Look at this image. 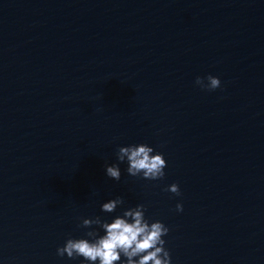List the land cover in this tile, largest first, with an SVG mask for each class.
I'll return each mask as SVG.
<instances>
[{"label":"clouds","instance_id":"clouds-1","mask_svg":"<svg viewBox=\"0 0 264 264\" xmlns=\"http://www.w3.org/2000/svg\"><path fill=\"white\" fill-rule=\"evenodd\" d=\"M195 83L206 91L221 87L219 77L213 75L198 76ZM153 153V147L140 143L119 147L116 158L118 162H127L126 171L133 177L162 179L165 176L167 161L162 153ZM105 173L109 178L119 181L121 178L119 163L106 165ZM165 190L180 195L179 185L176 183L169 185ZM123 203V197L117 196L103 203L101 210L112 213ZM176 210L183 211V205L178 203ZM92 225H98L104 234L99 235L97 231L92 230L86 233L88 238L69 237L63 247L57 248V255L61 257L67 255L71 259L82 257L88 264H171V256L165 248L166 242L163 239L169 228L158 220L150 222L145 217V208L142 204L128 208L122 216H116L111 222L98 216L82 220L81 227L91 228Z\"/></svg>","mask_w":264,"mask_h":264}]
</instances>
